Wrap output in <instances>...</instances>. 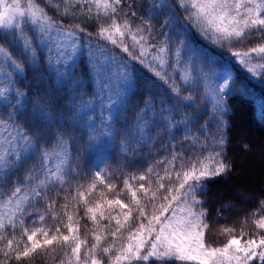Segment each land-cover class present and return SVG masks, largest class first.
<instances>
[{
  "label": "snow or ice",
  "instance_id": "6c2138e0",
  "mask_svg": "<svg viewBox=\"0 0 264 264\" xmlns=\"http://www.w3.org/2000/svg\"><path fill=\"white\" fill-rule=\"evenodd\" d=\"M43 2L49 4V0ZM50 6L55 7L59 16L73 18H76L78 9L89 21L93 19L95 7L98 20L101 15L110 20L107 25L100 24L97 35L126 56L117 57L106 45L98 44L93 48L90 43L85 44L81 37L85 29L79 23L66 26L58 22L39 0H26L23 6L21 0H12L10 4L0 0V72H3V78L11 85L15 76L30 70L43 81L55 65L57 80L70 91L71 100L67 108L73 114L71 118H66L63 111H58L63 98L49 99L47 107L37 103L29 112L20 99L27 93L17 88L16 103L12 104L8 95L11 88H0L5 108L10 109L0 113V126L11 128L14 133H10L11 140L6 141L9 146L0 151V200L3 201L0 206L11 208L9 214H0V257H3L0 264H11L13 259L20 264L32 258L38 249L47 246L70 249L65 251L67 264H170L172 261L179 264L191 261L197 264H264V200L251 214L254 217L252 224L258 230L253 234L254 238L242 240L247 235L243 230L237 237L231 235L233 228H223L222 232L229 235L226 243L213 247L206 241V232L210 229L204 208L207 182L226 176L233 167L227 152V108L223 102L231 79L229 73L224 74L223 83L218 89L212 90L217 100L214 112L219 113L212 117L216 121L215 132L205 136L204 143L193 134H185L184 141H195L189 145L192 151L185 149L183 143L171 145L163 175L155 171V165H149L139 174L138 179L145 183H141L137 189H133L125 180L130 203L107 198L101 192L102 199L93 205L85 199V192L77 190L78 203L85 205V215L95 226L90 245L87 238H81L77 228L73 227V214H68L67 202L61 207L65 209L69 222L66 225L68 234H63L59 227L52 233L42 228L30 230L26 220L34 216L44 221L45 213L52 212L53 218H56L57 199L49 196V192L57 187L63 188L68 183L67 177L78 174L76 169L79 165L74 167L72 160L67 158L62 159L55 168L48 167L49 153L46 150L47 145L55 142L61 150L56 155L60 156L68 139L75 134V124L90 120L85 112V94L77 91L82 87L75 64L77 54L84 48L88 49L86 66L89 73H94L98 78L96 82L101 85V91L109 87L111 78H115L127 96L140 79L132 61L144 65L156 78L167 83L166 73L156 70L154 64L147 61V50L149 47L155 49L152 61H158L160 69L167 63L164 54L171 51L163 41L159 47L148 43L157 39L153 35L152 21L141 18L140 23H135L133 18L137 17V12L125 11L133 7L127 0H55ZM153 7L167 13L160 23V28L167 31H161L159 36H177L184 33L187 24L191 23L203 35L211 33L215 40L227 41L230 48L233 43L243 45L255 41V46L245 51H233L232 55L238 57L253 75L258 74L257 68L264 69V0H173V3L159 0ZM180 10L188 13L183 21ZM126 36L132 41L131 48L124 42ZM52 44L55 45V52ZM137 47L140 49L138 55L134 54ZM44 48L48 49L47 53ZM178 49L179 46L177 54ZM253 59L259 63L253 64ZM260 75L264 76V73ZM48 78L52 80L50 75ZM143 86L149 98L142 100L140 124L143 127L138 126V131L148 128L145 117L152 113L153 126L171 135V128L178 127L172 113L180 107H190L184 102H191L193 97L181 96L179 87L173 81L169 85L173 95L161 98L157 114L155 96L151 95L154 82L145 80ZM108 99L111 108L116 102L111 97ZM128 102H131V96H128ZM184 123L187 128L193 121L188 118ZM207 123L205 121V125H201V132ZM87 126L91 129L88 141H84L83 135L80 140L85 147H91L99 137L94 125L89 123ZM171 138L175 140V136ZM243 147L247 149L249 145L244 144ZM197 148L199 151H196ZM160 163L165 161L157 162ZM136 178L133 176V179ZM95 181L105 183L99 169L88 188L89 193L96 188ZM106 187L111 191L115 186L106 184ZM59 195L60 192L56 191V197ZM64 199L67 201L68 197ZM72 199L76 200L77 197ZM41 204L45 205L43 211L38 207ZM117 208L119 214L113 215ZM134 212L137 215L134 216ZM105 219L108 223L101 224L100 221ZM112 221H115L114 229ZM18 227L21 229L20 238L17 239L15 235L8 238V230L15 233ZM125 229H129L126 236ZM41 232L42 243L34 239ZM25 236L26 241L23 239ZM109 237L111 243H107Z\"/></svg>",
  "mask_w": 264,
  "mask_h": 264
},
{
  "label": "trees",
  "instance_id": "16d2710c",
  "mask_svg": "<svg viewBox=\"0 0 264 264\" xmlns=\"http://www.w3.org/2000/svg\"><path fill=\"white\" fill-rule=\"evenodd\" d=\"M39 2L46 8L49 15L57 19L58 22L66 26L79 23L85 29V32L81 34L90 43L102 41L97 35L98 28L101 23L107 25L110 20L102 15L98 20L96 9H93V19L89 21L80 14L78 9L76 10V18L59 16L55 7L50 6L55 0H49L48 5H45L43 0H39ZM127 2L133 7L126 8L125 11L131 12L134 10L137 12V17L133 18L135 23H140L141 18L152 21L153 35L157 36V39L149 40L148 43L159 47L160 42L163 41L171 49V51L164 54L167 63L163 69H160L159 62H157L158 65L154 64L156 70L166 73L167 83L156 78L144 65L132 61L136 74L140 79L127 96L122 93L123 95L111 117L105 119L94 103L98 90L95 76L93 73H89V68L86 66L87 57L81 52L75 58L76 69L80 74V84L82 86L77 91L85 94L84 100L87 105L85 112L90 120L78 121L75 124V134L68 139L64 145V153H61L60 156L56 155L61 150L56 147L55 142L46 146L49 153L48 167L55 168L61 163L62 159L67 158L72 160L74 167L79 165L76 169L78 174L67 177L68 183L63 188L57 187L49 192V196L57 199L55 219L52 212H47L44 221H40L38 216H34L32 219L26 220V224L30 230L32 228H42L52 233L59 227L63 234H68L66 225L69 222L67 215H65V209L61 207L67 202V212L73 214V227L77 228L81 238H87L90 245L93 242L91 232L95 226L89 217L85 215V205L78 203L77 190L85 192V199L93 205L96 201L102 199L101 192L107 198H118L125 203H130V193L125 188V180L129 181V185L133 189H137L141 183H145L140 181L138 176L149 165H155V171L163 175L167 159L170 158L171 145L183 143L185 149L192 151L189 145L194 144L195 141H184L185 134H193L199 137L201 143H204L205 136L209 135L210 132H215L216 121L212 117L214 115L218 116L219 113L214 112L217 100L212 90L218 89L221 78L225 73H229L231 79L229 87L225 90L226 94L223 96V102L227 108V135L229 138L227 152L233 167L226 176L216 177L207 182L204 208L210 229L206 232V241L213 247H220L226 243L229 235L222 232L223 228H233L234 232L231 235L237 237L240 236L243 230L247 235L242 237V240L254 238L253 234L258 230L252 224L254 217L251 214L259 208L260 201L264 200V174L248 181L249 177L245 175L242 177L237 173L236 165L238 161L236 156L238 153L250 149L253 140L256 142L263 140L264 142V89L258 86L257 82L251 80L236 63L227 59L225 54L237 50L245 51L248 47L255 46L256 42L248 41L243 45L233 43L230 48L227 41H217L211 33L205 36L198 27L193 26L191 23L187 24L184 33L165 38L159 36L158 33L167 31V29L160 28V23H162L167 13H161L159 9H154L153 6L157 4V0H127ZM168 2L173 3V0H168ZM179 15L183 21L188 13L180 10ZM126 38L128 40L126 44L131 48L132 41L127 36ZM181 40L184 42L181 43ZM137 49L139 48L134 49L135 54L138 52ZM148 49L155 51L151 47ZM44 52L47 53V50L44 49ZM123 56H126V54L119 52V57ZM48 75L52 77L51 81H49ZM48 75L44 77L43 81L34 76L30 70L26 74L15 76L13 78L14 83H12L14 92L9 96L10 102L12 104L16 103L15 90L17 88L27 93L25 97L20 99L26 104L29 112L37 103L47 107L49 99L63 98L58 111H63L66 118H71L73 114L67 108L71 100L70 91L66 90L67 86L60 84L57 80L55 66L49 70ZM145 80L150 83L154 82L151 95L155 96L157 114L159 113L161 98L173 95L169 87L173 81L179 87L181 96L193 97L191 102H184L190 104V107H180L172 113L178 127L171 128V135L162 133L153 126L152 113H148L145 117L148 121V128L144 131H138V126L143 127L140 124L142 100L149 98V93L145 91L143 86ZM132 93H135V95H132ZM128 96H131V102H128ZM258 97H261L259 103ZM77 100L79 101V97H77ZM7 110L10 109H6L4 102L0 100V113H5ZM257 110H260L259 115ZM188 118L192 119L193 124H189L185 128L184 121ZM205 121H208V123L201 132L200 127L205 125ZM89 123L95 126L99 140L93 142L91 147H85L81 143L80 137L83 135L84 141H88V134L91 132V129L87 126ZM149 136H151V139H149ZM172 136H175V140L171 138ZM244 144L249 145V148L245 149ZM196 151H199V149L197 148ZM65 153L67 157H65ZM97 157L103 161L101 176L105 183L95 181L96 188L89 193L88 188L95 178L96 171L93 164ZM158 161H165V163L157 164ZM133 176L137 178L133 179ZM152 178L155 179V176ZM106 184H112L115 187L110 191ZM56 191L60 192L59 197H56ZM238 191H241V193ZM245 194L248 195L247 198H245ZM65 196L68 197L67 201L64 199ZM74 196L77 197L76 200L72 199ZM0 205H3L2 200H0ZM38 207L43 211L45 205L41 204ZM1 209H4V207L0 206V211ZM7 210L10 212L11 208L7 207ZM112 214H119V209L117 208ZM133 215L135 216L137 213L134 212ZM246 219L247 225L245 226ZM100 223L107 224L108 220L105 219ZM112 227L114 229L115 221H112ZM128 230H124L125 236ZM12 235L19 239L21 229L18 227L15 233L9 229L7 237L11 238ZM23 239L26 241L27 237L25 236ZM34 239H38L42 243V232L37 233ZM4 243H6V240ZM107 243H111V237H109ZM66 250L70 251V249L47 246L38 249L32 258L25 259L20 264H62V262L67 264ZM0 259H3V257H0ZM192 263L193 261L187 264ZM11 264H17L15 259L11 261ZM170 264H179V262L172 261Z\"/></svg>",
  "mask_w": 264,
  "mask_h": 264
},
{
  "label": "rangeland",
  "instance_id": "374dc122",
  "mask_svg": "<svg viewBox=\"0 0 264 264\" xmlns=\"http://www.w3.org/2000/svg\"><path fill=\"white\" fill-rule=\"evenodd\" d=\"M151 1H154V0H151ZM157 1H158L157 3H159V0H157ZM6 3H9V4L12 3V0H6ZM21 3L23 6L26 3V0H21ZM151 5H154V4H151ZM93 9H95V7H93ZM81 37H82V40L85 44L90 43L84 37V35L81 34ZM127 41L128 40L125 37L124 42L126 43ZM90 44H91V47H93V48L96 47L98 44L99 45H106L107 48L111 51V53L114 55H117V57H119V52H121L119 48L112 45L107 40H102L101 42H94V43H90ZM51 47L53 49V52H55V45L52 44ZM44 49L48 51L47 48H44ZM87 51H88L87 48H84L81 50V52L84 53L86 55V57H87ZM137 51L138 52H136V54L138 55L140 49H137ZM232 52L233 51L225 54L227 59L232 60L234 63H236L237 66L240 67L247 74V76L250 77L251 80L257 82L258 86H260L262 89H264V76L260 75V73H264V69L257 68L256 69V72L258 73L257 75H253V74L249 73L247 68L240 63L239 58L234 57L232 55ZM80 53H78L77 56ZM155 54L156 53L154 50L148 49L147 50V61L152 62L155 65H158V63H157L158 61H152V56H154ZM252 63L257 64V63H259V61H257L256 59H253ZM94 76H95V74H94ZM223 78H224V76L221 78L220 84L223 83ZM97 79L98 78L95 77V81ZM96 84L98 85V90H97V94L95 95V102H94L95 106H97V108L100 110V112L103 115V118L108 119L109 118V112H111V114L114 112L115 107L118 105V103H119V101L123 95L122 93H124L123 88L118 83V81L115 80V78H111L110 84H109L110 86L105 88L103 91H101V85L99 83H96ZM97 85H96V89H97ZM5 87L11 88V92L8 93V95L10 96L14 92L12 84L9 85L8 81L3 78V72H0V88H5ZM109 97H111L112 101L116 102L113 106H111V108L109 107V104H110V101L108 99ZM260 98L261 97L257 98L258 103H259ZM0 100L3 101V98L0 97ZM257 113L259 115L260 110H257ZM10 133H13V130L11 128L5 129L2 126H0V151H2L3 148H7L9 146L6 143V141L11 140ZM239 138H240V136H239ZM236 160L238 161L237 165H236L237 173L240 174L242 177H244V175L246 177H249L248 181L252 180L251 178L260 176V174H264V142H263V140H261L260 142H256L255 140H253L251 143L250 149L244 150V151L238 153L236 156ZM102 163H103V161L99 157H97L95 159V162L93 164L95 171H97L98 169L102 171ZM58 165H60V163ZM243 180H245V178H243ZM238 192L241 193V191H238ZM247 197H248V195L245 196V198H247ZM9 213L10 212L7 210V207H4V209H1V211H0V214H9ZM194 263H197V262L193 261L192 264H194Z\"/></svg>",
  "mask_w": 264,
  "mask_h": 264
}]
</instances>
